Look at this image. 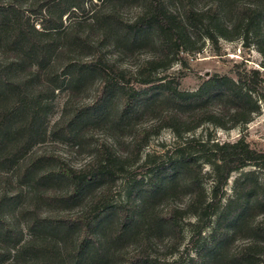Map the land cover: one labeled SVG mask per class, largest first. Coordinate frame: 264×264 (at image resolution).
I'll list each match as a JSON object with an SVG mask.
<instances>
[{
    "label": "trees",
    "instance_id": "16d2710c",
    "mask_svg": "<svg viewBox=\"0 0 264 264\" xmlns=\"http://www.w3.org/2000/svg\"><path fill=\"white\" fill-rule=\"evenodd\" d=\"M85 1L0 0V25L9 33L14 31L13 44L21 50L44 52L51 45L38 41L32 30L42 37L64 30L62 17L82 9ZM54 9L59 11V18L52 23ZM32 16H40L42 30L35 29ZM117 25L125 32H156L164 56H146L133 66H124L101 52L75 57L0 56V172L16 170L36 144L47 138L73 135L88 117L102 116L107 100L115 94L122 103L121 115L151 111L156 122L143 128V135L168 128L175 136V144L169 152L146 154L142 159L138 150L120 153L102 140L86 163L71 166L59 160L51 174L38 172L40 159L31 162L21 173L22 184L60 178L68 185L63 199L78 201L80 205L71 217L52 222L42 218L46 233L59 232L61 226L74 228L73 264H103L111 243H122L125 236L135 234L146 222L145 201L137 205L128 198L124 205L109 204L101 198L103 188L90 196L87 189L95 183L106 188L135 164L131 172L140 173L142 178L133 180L132 188L144 186L149 202L179 185L186 189L184 203L168 204L159 210L149 223V231L163 224L175 230L180 220L187 219L192 236L206 228H211L213 235L221 219H225L228 231L248 232L251 236L233 252L232 262L258 264L264 254V179L260 178L264 172V148L256 149L244 138L220 142L211 141L210 135L200 140L186 134L205 123L223 130L248 123L264 105V0H140L135 17ZM202 35L214 44L219 38H251L261 54L262 69L248 67L241 61L232 65L230 73L211 72L202 76L195 88L182 89L188 55L199 52L201 47L195 46L194 40ZM173 61H179L180 68L166 76L164 71ZM90 79L96 83L91 116L79 108L71 116L63 113L49 126L56 94L76 92ZM138 141L139 136L132 146L141 150L145 144L139 145ZM205 166L209 168L206 170ZM237 171L241 173L234 180V194L223 204L227 181ZM113 208L120 214L116 232L108 237L104 223ZM2 219L7 221L8 216L3 214ZM5 228L0 240L10 241L6 233L9 226ZM38 240H42L41 246L31 245L37 241L32 237L20 245L17 240L11 247L17 252L31 248V264H65L66 257L54 255L53 250L46 248L47 241ZM210 256L218 258L220 250L212 248ZM121 264L147 263L133 252Z\"/></svg>",
    "mask_w": 264,
    "mask_h": 264
},
{
    "label": "rangeland",
    "instance_id": "374dc122",
    "mask_svg": "<svg viewBox=\"0 0 264 264\" xmlns=\"http://www.w3.org/2000/svg\"><path fill=\"white\" fill-rule=\"evenodd\" d=\"M1 1L6 2V0ZM139 4L140 0H86L82 9L62 17L64 30H57L42 37L31 29L38 41L51 45L50 49L44 52L21 50L13 44L14 31L9 33L6 27L0 25V56H49L51 54V56L75 57L92 56L101 52L104 56L117 59L124 66H133L146 56H164L156 32L152 30L143 33L125 32L117 25L131 21L139 10ZM39 17L32 16L31 23L34 24L35 29L42 30L43 25ZM58 18L59 11L56 9L51 11L52 23ZM84 42H88V45H84ZM194 44L201 48L199 52H189V65L185 68V74L180 83L182 89L195 88L201 77L211 72L230 73L232 65L241 61H244L248 67L262 69L261 54L251 38L247 40L241 37L231 40L219 38L214 44L208 38L200 36L194 40ZM183 54L185 53L180 55ZM179 68V61H173L171 67L164 73L169 76ZM94 83L95 81L90 79L84 88L76 92L57 93L53 112L49 117V126L63 113L71 116L79 108L91 116L96 86ZM121 104L120 98L113 94L107 100L106 110L102 116L96 119L88 117L89 120L80 124L73 135L61 137L62 139L47 138L36 144L16 170L0 172V199H3L0 206V236L6 231L5 226H9V232L6 233L10 240H0V264H31L34 259L31 248L17 252L11 244L18 240L20 245L24 240L32 237L34 241H37L31 245L41 246L43 242L38 239H44L48 243L46 248L53 250L54 255L66 257L65 264H73L74 261L76 230L61 226L59 232L46 233L42 218L52 222L59 217H71L80 205L78 201L63 199L68 185L60 178L52 177L41 184H31L30 181L28 184H22L21 173L31 162L35 163L40 159L36 166H38V172L44 174H51L59 160L71 166H81L90 160L97 144L102 140L111 144L120 153L128 151L135 153L138 150L142 159L146 154L162 155L171 150L175 144V136L168 128L161 129L157 134L147 131V134L143 135V128H148L155 120L150 115L151 111H140L135 114L125 112L121 115ZM186 135L200 140L210 135L211 141L220 142L244 138L252 147L263 149L264 105L261 104L260 110L248 123L229 130L205 123ZM138 136L140 137L138 144H145L141 150L132 146ZM134 166L136 165L129 167V172L125 176H119L106 188L102 184L95 183L87 189V195L90 196L97 195L103 188L101 198L109 204L124 205L128 198L134 200L137 205L139 201H145L143 206L146 222L135 234L125 236L122 243H111L103 264H121L122 259L133 252L139 253L141 260L147 264H235L232 262L233 252L245 244L251 236L248 232L240 233L232 229L228 231L229 226L225 219H221L218 231L213 235L211 228H206L200 234L195 232L192 236L187 219L180 220L179 227L175 230L163 224L149 231V223L156 218L159 210L168 204L181 206L184 203L186 189L179 185L164 196L154 197V200L149 202L146 199L148 191L144 186L139 189L132 188L133 180L142 178L140 173L131 172ZM203 168L207 170L209 167ZM38 172L35 171L36 174ZM240 173L241 171H237L230 175L225 186L223 204L233 196L234 180ZM260 178L264 179V172L260 173ZM203 182L208 184L206 178ZM3 214L8 216L7 221H3ZM119 214L120 211L113 208L106 216L104 225L108 237H112L117 230ZM200 248L203 249L199 250ZM212 248L220 250L218 258H211ZM56 264L59 263L56 262ZM258 264H264V254L259 258Z\"/></svg>",
    "mask_w": 264,
    "mask_h": 264
}]
</instances>
